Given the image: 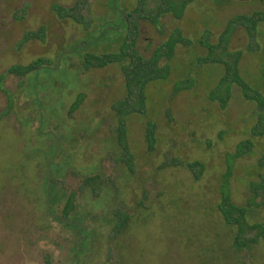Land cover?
<instances>
[{
    "label": "rangeland",
    "instance_id": "rangeland-1",
    "mask_svg": "<svg viewBox=\"0 0 264 264\" xmlns=\"http://www.w3.org/2000/svg\"><path fill=\"white\" fill-rule=\"evenodd\" d=\"M72 3L0 0V74L38 57L49 58L52 66L29 78L8 75L1 85L14 107L0 120V264H76L74 232L48 213L49 174L58 182L50 201L55 215L61 214L66 195L77 193L75 217L89 229L80 264H264V240L235 249L232 227L217 208L227 157L239 142L251 139L254 147L233 163V201L243 204L248 183L264 175V167L258 166L264 134L251 133L259 110L236 84L226 107L211 101L209 93L224 67L198 62L206 53L199 43L204 31L209 30L210 41L216 42L230 18L264 12V0H195L180 19L165 15L159 27L140 22L137 48L145 56L176 28L192 44H178L167 61L168 78L148 84L146 114L127 116L132 169L121 160L111 109L124 95L119 67L85 71L82 63L88 54L119 49L127 32L123 15L135 8L136 0H91L84 12L89 23L85 26L60 19L52 10L53 4ZM21 8L26 13L19 20L15 13ZM40 26L46 28L44 41L32 40L18 49L24 32ZM257 29V51L247 49L244 28L235 32L230 50L243 52L240 76L264 95V22ZM180 81L192 85L176 90ZM79 93L84 100L69 116ZM7 103L0 90V112ZM148 122L156 126L152 150L145 138ZM196 160L204 164L199 180L186 168L172 166L173 161ZM92 173L104 178L99 200L82 188V179ZM116 211L132 216L128 229L118 236L112 232ZM247 218L264 221V211L252 210Z\"/></svg>",
    "mask_w": 264,
    "mask_h": 264
},
{
    "label": "trees",
    "instance_id": "trees-1",
    "mask_svg": "<svg viewBox=\"0 0 264 264\" xmlns=\"http://www.w3.org/2000/svg\"><path fill=\"white\" fill-rule=\"evenodd\" d=\"M91 0H73L70 6L53 4L52 10L60 19H71L77 24L87 25L85 9ZM195 0H136V6L130 12L124 13L122 24H126L127 32L121 46L115 52L102 54H88L83 59V69L90 71L105 68L111 64L119 67L124 81V95L111 105L112 111L117 120V142L121 150V160L128 169H132L134 156L130 150L127 137V116L131 114H146V88L154 80L167 79L170 74V66L167 61L171 60L176 51V46L181 44L189 46L192 41L183 36L180 28L174 29L166 38L159 43L152 52L145 56L137 48L140 33V22L146 21L153 26L159 27L161 19L165 15H171L176 19L184 16L187 5ZM25 8L19 9L15 17L19 20L25 17ZM264 22V12L256 11L250 15H236L230 18L225 28L220 32L216 42H211V32H203L199 43L206 49V53L198 57L199 63L221 64L224 67V74L214 89L209 93L211 101L218 102L221 107H226L232 97L231 86L236 84L241 94L247 101L257 104L258 115L251 133L254 136L264 134V95L257 89L252 88L244 81L239 73V63L243 52L240 50H230V42L235 32L239 28H244L248 37L247 49L250 52L259 49L257 42L258 24ZM46 28L40 26L36 30L25 31L20 38L17 48L21 49L27 42L32 40L44 41ZM89 44L84 43L83 46ZM51 60L46 57H38L26 65H12L5 73L0 74V90L8 98L6 108L0 112V120L4 119L13 110V98L9 92L2 88V82L8 75L29 78L40 68H51ZM191 81H180L175 89L182 90L189 88ZM84 94L79 93L69 106V116L72 115L82 104ZM155 123L148 122L146 126V142L150 150L155 144ZM254 147L251 139L242 140L236 146L232 154L227 157V170L222 176L220 183V201L218 211L227 226L232 227V246L238 251L248 249L261 240H264V221H248V213L252 210L264 211V175L248 183V196L243 204H236L231 196L230 178L233 173V163L236 159L250 153ZM57 153L52 158L56 159ZM50 162V164L52 163ZM172 166L184 167L191 173L195 180H199L204 172L203 162L196 161H173ZM259 167H264V154L258 161ZM85 191H88L93 199H100L104 178L101 173H92L83 179ZM46 197L47 209L50 217L74 233V245L72 246V261L80 264L83 254L88 249L89 229L83 225L76 215L77 193L74 191L66 195V199L61 208V214L55 215V210L51 206L53 190L58 186L57 179L50 174L46 177ZM116 221L112 227L114 236L123 234L128 229L131 215L125 211H116Z\"/></svg>",
    "mask_w": 264,
    "mask_h": 264
},
{
    "label": "water",
    "instance_id": "water-1",
    "mask_svg": "<svg viewBox=\"0 0 264 264\" xmlns=\"http://www.w3.org/2000/svg\"><path fill=\"white\" fill-rule=\"evenodd\" d=\"M124 16V15H123Z\"/></svg>",
    "mask_w": 264,
    "mask_h": 264
}]
</instances>
